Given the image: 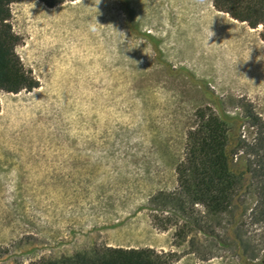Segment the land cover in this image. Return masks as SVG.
I'll list each match as a JSON object with an SVG mask.
<instances>
[{"label":"rangeland","instance_id":"1","mask_svg":"<svg viewBox=\"0 0 264 264\" xmlns=\"http://www.w3.org/2000/svg\"><path fill=\"white\" fill-rule=\"evenodd\" d=\"M11 10L39 86L0 91V264L95 245L173 252L172 264H264L249 172L219 214L154 199L179 189L199 109L230 120L244 172L259 132L249 115L264 122V26L213 0H17Z\"/></svg>","mask_w":264,"mask_h":264},{"label":"trees","instance_id":"2","mask_svg":"<svg viewBox=\"0 0 264 264\" xmlns=\"http://www.w3.org/2000/svg\"><path fill=\"white\" fill-rule=\"evenodd\" d=\"M17 0H0V91L18 93L39 86V80L24 65L17 52L20 38L13 30L11 4ZM50 7L72 0H41ZM214 6L252 28L264 26V0H213ZM264 40V28L261 31ZM1 111V101H0ZM199 122L189 130L184 158L177 164L179 189L161 192L155 200H178L184 205H204L212 214L229 210L234 197L245 186L249 172L258 199L253 216L264 222V122L255 113L249 115L258 134L247 150L250 158L244 170L233 166L230 151V120L204 109L197 112ZM252 157V158H251ZM157 210V208H152ZM175 254L151 247L95 245L90 249L43 257L20 264H172Z\"/></svg>","mask_w":264,"mask_h":264},{"label":"clouds","instance_id":"3","mask_svg":"<svg viewBox=\"0 0 264 264\" xmlns=\"http://www.w3.org/2000/svg\"><path fill=\"white\" fill-rule=\"evenodd\" d=\"M88 31H89L90 33L95 34V33L98 31L97 24H96V23H89V25H88ZM136 47H138V46H135V45H131V44H129V46L125 49V53H126V51H131V50H133V49L136 48ZM125 55H126V54H125ZM127 56H128V55H127Z\"/></svg>","mask_w":264,"mask_h":264},{"label":"crops","instance_id":"4","mask_svg":"<svg viewBox=\"0 0 264 264\" xmlns=\"http://www.w3.org/2000/svg\"><path fill=\"white\" fill-rule=\"evenodd\" d=\"M137 248V247H136Z\"/></svg>","mask_w":264,"mask_h":264}]
</instances>
